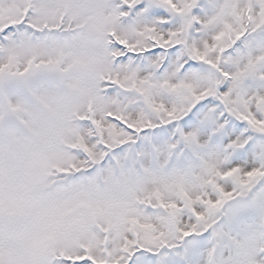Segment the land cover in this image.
<instances>
[{
    "label": "snow or ice",
    "instance_id": "6c2138e0",
    "mask_svg": "<svg viewBox=\"0 0 264 264\" xmlns=\"http://www.w3.org/2000/svg\"><path fill=\"white\" fill-rule=\"evenodd\" d=\"M0 264H264V0H0Z\"/></svg>",
    "mask_w": 264,
    "mask_h": 264
}]
</instances>
